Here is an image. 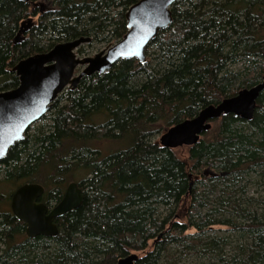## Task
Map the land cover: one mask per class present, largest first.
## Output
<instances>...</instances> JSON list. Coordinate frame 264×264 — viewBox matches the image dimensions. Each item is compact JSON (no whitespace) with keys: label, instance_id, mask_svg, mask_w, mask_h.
Returning a JSON list of instances; mask_svg holds the SVG:
<instances>
[{"label":"trees","instance_id":"1","mask_svg":"<svg viewBox=\"0 0 264 264\" xmlns=\"http://www.w3.org/2000/svg\"><path fill=\"white\" fill-rule=\"evenodd\" d=\"M137 1L0 0V92L18 86V61L57 43L120 40ZM170 10L144 63L82 77L37 121L48 124L31 125L0 161V264H114L133 251L134 264H264V201L247 194L248 177L264 178V90L251 120H216L186 158L154 139L260 81L264 0H186ZM73 181L83 200L54 220L57 235L28 237L10 210L14 190L39 184L50 207ZM212 225L228 235L206 234Z\"/></svg>","mask_w":264,"mask_h":264},{"label":"water","instance_id":"2","mask_svg":"<svg viewBox=\"0 0 264 264\" xmlns=\"http://www.w3.org/2000/svg\"><path fill=\"white\" fill-rule=\"evenodd\" d=\"M176 1L138 0L125 12L127 32L124 36L93 56H77L75 50L91 40L89 36H81L18 61L12 68L18 76V86L0 92V161L10 147L24 139L26 130L47 113L65 88L74 89L82 77L106 73L121 60L136 59L144 63L146 46L171 25L170 7ZM31 26L32 18L23 21L13 42H20ZM78 67L82 69L75 74ZM263 90L264 73L257 84L241 88L235 95L203 107L196 116L167 128L159 135L158 144L170 149L192 146L202 133L211 129L212 121L228 114L251 120L256 100ZM203 173L215 175L208 167ZM43 191L39 184L24 183L14 190L10 198V210L17 220L24 223L28 237H55L58 229L54 220L78 208L84 196L83 190L73 181L66 186L60 201L48 208L38 200ZM138 258L133 252L120 257L114 264H134Z\"/></svg>","mask_w":264,"mask_h":264},{"label":"rangeland","instance_id":"3","mask_svg":"<svg viewBox=\"0 0 264 264\" xmlns=\"http://www.w3.org/2000/svg\"><path fill=\"white\" fill-rule=\"evenodd\" d=\"M186 0H177L176 2H174L172 4V8L177 10V9H180L181 8V4L184 3ZM25 36V33L23 34V37ZM116 41L114 40H109L107 41V39L103 40L102 36H100L99 38L97 39H93L91 37V40L88 42V43H84L81 45L82 49H83V53H79L76 51V54L78 57L82 58V57H87V56H93L94 54L98 53L99 51L103 50V49H106L108 48L110 45L114 44ZM80 47V46H79ZM78 47V48H79ZM232 68H237L238 69H241L242 68V65L239 64L237 65L236 67H232ZM82 69V67H78L76 70H75V74H77L80 70ZM67 90V88H65L63 90V92ZM62 94V92H61ZM219 120V119H218ZM216 123V120L215 121H212V126ZM48 124V118L45 119V120H42V121H39V122H35L34 124H32V127L33 128H36L40 125H43L45 127V125ZM33 129L31 131V133H33ZM163 131H161L159 134H156L154 136V139L157 141L158 138H159V135L162 133ZM174 151L175 153L182 157V158H186L187 157V146H179V147H176L174 148ZM210 173L208 174H205V177H210ZM248 182H247V194L249 196H252L254 198H261L262 201H264V178L262 177H253V176H250L248 177ZM9 207V205H7ZM184 206H185V202H184ZM184 209V208H183ZM179 212H181V210H179ZM206 234H216V235H220V236H226L228 235V231L226 229L225 226H220V225H212L211 228H209L206 232ZM157 239H159V236L157 237ZM156 239V240H157ZM134 253H136L137 255H139L141 252L140 251H133ZM182 259L179 258L178 256L176 257L175 261L178 262V263H181V264H190V263H193V261L196 262V264L198 263L195 259L194 256H191L190 259L188 260H183L181 261Z\"/></svg>","mask_w":264,"mask_h":264},{"label":"flooded vegetation","instance_id":"4","mask_svg":"<svg viewBox=\"0 0 264 264\" xmlns=\"http://www.w3.org/2000/svg\"><path fill=\"white\" fill-rule=\"evenodd\" d=\"M78 184V183H77ZM79 186V185H78ZM80 187V186H79ZM81 188V187H80ZM44 194V191H43V193H42V195ZM42 195L38 198V200L40 201V199H41V197H42ZM58 203V202H57ZM56 204V203H55ZM55 204H52L50 207H48V208H51L52 206H54Z\"/></svg>","mask_w":264,"mask_h":264},{"label":"bare ground","instance_id":"5","mask_svg":"<svg viewBox=\"0 0 264 264\" xmlns=\"http://www.w3.org/2000/svg\"><path fill=\"white\" fill-rule=\"evenodd\" d=\"M261 78H262V77H261ZM260 81H261V79H260ZM260 81H259V82H260ZM66 186H67V185H66ZM63 193H64V192H63Z\"/></svg>","mask_w":264,"mask_h":264}]
</instances>
